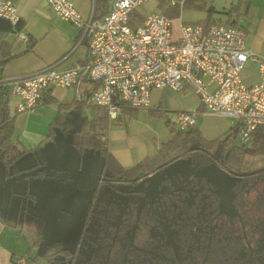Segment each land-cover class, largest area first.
<instances>
[{
    "label": "flooded vegetation",
    "instance_id": "obj_1",
    "mask_svg": "<svg viewBox=\"0 0 264 264\" xmlns=\"http://www.w3.org/2000/svg\"><path fill=\"white\" fill-rule=\"evenodd\" d=\"M219 155L194 149L139 173L94 174L47 264H264V163L225 168Z\"/></svg>",
    "mask_w": 264,
    "mask_h": 264
},
{
    "label": "built area",
    "instance_id": "obj_2",
    "mask_svg": "<svg viewBox=\"0 0 264 264\" xmlns=\"http://www.w3.org/2000/svg\"><path fill=\"white\" fill-rule=\"evenodd\" d=\"M109 1V11L102 18L83 19L71 0H47L57 17L80 30L87 59L64 70L47 65L9 77L10 93L17 98L14 111L32 110L50 86L74 87L82 79L94 82L88 101L103 107L108 120L117 118L121 102L149 107L153 90L189 88L199 108L176 112L177 128L195 125L200 112L236 119L234 136L239 143L248 142L257 129L264 134V55L245 48V33L238 24L204 27L183 22L181 15L170 18L154 11L132 27L129 13L149 0ZM0 17L12 24L20 18L11 0H0ZM248 61L257 65L256 80L250 84L241 75Z\"/></svg>",
    "mask_w": 264,
    "mask_h": 264
},
{
    "label": "crops",
    "instance_id": "obj_3",
    "mask_svg": "<svg viewBox=\"0 0 264 264\" xmlns=\"http://www.w3.org/2000/svg\"><path fill=\"white\" fill-rule=\"evenodd\" d=\"M11 1L17 9L19 17L24 22V28L19 33H9L6 36V41L10 45V52L14 57L3 66V77L30 74L47 65H54L57 70H64L81 64L87 59L88 47L85 40L79 42L80 30L70 22L57 17L48 5L47 0ZM71 1L83 19H88L93 15L94 0ZM246 1L247 14L245 15L248 17L247 24L250 25L243 28L242 25L240 26L245 33L244 45L246 49L264 55V0ZM249 2L251 3L250 6H248ZM135 10L138 12L137 8ZM96 16H100L99 11L96 12ZM142 17L144 18V16ZM31 43L32 46L30 47ZM93 86L94 83L87 79H82L76 86L69 88L50 86L49 90L53 101L46 105H37L32 109L49 108L52 111V113L49 112L50 115L46 116V120L40 125L41 129L36 131L28 129L30 116H33V113H29L20 119L15 117L14 126L18 134H14V136L18 138L24 148L28 150L37 149L49 139V132L47 131L50 128L53 129V126L56 125L53 124V121L57 116L61 118L60 126L65 125L70 131L76 130L82 122L92 118V104L88 101V95ZM164 90L166 89L153 90L151 92V105L149 107H155L156 105V108H160L163 106ZM190 92V94H184V102L179 109L174 108L175 112L198 110V99L192 91ZM77 95H79L80 100L76 99ZM14 97L16 98L12 94H9L8 97L10 114L14 112V105L17 101V98L13 100ZM70 103L80 107L74 120L76 124L80 123L78 127L75 126V122L66 120L64 111L61 110V107H67ZM55 113L57 116L52 119ZM198 115L213 114L198 112L196 118ZM222 117L227 118L226 116ZM196 125L197 122H195ZM233 127L235 128L236 126L229 125L228 130L224 134ZM200 132L205 138L214 139L208 138L203 131L200 130ZM107 139L111 153L124 168L132 167L145 156L150 157L153 163L159 160L157 151L160 148V144L158 142L155 143L154 147H150L146 140L137 144L127 143V136H124V129L122 127H110ZM53 157L55 158L52 161L36 158L37 162H34L31 166L46 165L48 163L51 165L82 168L81 157H79V166H75V161H72L70 157L68 159H57L56 155H53ZM31 166H24L21 169ZM27 178L25 182L27 185L41 182L42 180L46 181L50 179L53 181L55 179H63L59 173H44L37 177ZM65 178L68 181L71 180L69 176ZM89 188L90 184L86 186V193H88ZM14 189H18V186L9 188L8 193H6V195L10 196V199L20 193L19 190ZM31 196V194L28 196L24 208H22V202L19 203L18 208L14 207V213H9L8 209L5 210L3 205L0 206V264H47L46 254L48 252L41 250L42 237H40L47 216L43 217L44 208L37 203L39 201H34L35 199ZM76 197L74 195L71 197L70 204H74ZM49 199L51 200V198ZM34 208L37 209L35 210L37 214L32 213Z\"/></svg>",
    "mask_w": 264,
    "mask_h": 264
},
{
    "label": "rangeland",
    "instance_id": "obj_4",
    "mask_svg": "<svg viewBox=\"0 0 264 264\" xmlns=\"http://www.w3.org/2000/svg\"><path fill=\"white\" fill-rule=\"evenodd\" d=\"M170 1L171 0H166V4H169ZM237 1L238 0H182L183 4L181 3L179 14L185 23H197L206 20L208 16L214 22L225 23L228 20L226 12L230 10ZM246 5L247 1L245 0L242 5V11ZM250 5L251 3L249 2L248 6ZM211 7L213 11L208 15V11ZM164 9L165 6L158 5V0H149L137 8L142 16H146L154 11H163ZM232 16L238 26L242 25L243 28L250 25L247 24L248 17L245 14H240L239 12V14H234ZM241 75L243 81L246 84H250L256 78L257 65L248 61ZM190 91L192 90L189 88H183L177 91L166 89L164 90L165 95L163 96L164 100L162 101V107L156 108V105L155 107H140L132 110L129 114L124 113V117L118 115L117 119L108 120V129L116 126L122 127L124 129V136H127V143L131 142L132 144H137L146 140L150 147H154L156 142L161 146V142L166 141L170 137V125L175 129L177 128L175 123H173L176 115L174 108H180L181 104L184 102V94H190ZM14 99L16 100L15 97L13 100ZM79 108L80 107L75 106L73 103H70L67 107H61V110L64 111L66 120L75 122L74 120L77 117L76 113H78ZM41 109L42 108H36L30 112L17 113L16 118L20 119L29 113H33V116H30L29 119L28 129L35 131L40 130V125L46 120V116L48 117L50 115L49 112L52 113L49 108ZM56 116L55 113L52 119ZM196 122V127L203 131L208 138L219 137L228 130L229 125H237V121L234 118H225L214 114L198 115ZM79 124L75 122L76 127H78ZM47 132H49V139L37 149H27L15 159L13 166L6 168L0 161L1 183L6 179V172L11 173L14 170L24 168V166H31L34 162H37L36 158L52 161L55 158L53 155H56L57 159H68L70 157L72 161H75V166H79V157H81L82 168L46 164L69 169L63 171H54L51 169L44 170V173H59L63 178L61 180H42L41 182H34L33 184L27 185L25 182L29 176H23L6 182L0 187V206L3 205L5 210L8 209L9 213H14L15 211L13 208H18L20 202H22V208H24L30 194L32 195L31 197L35 199L34 201H39L37 203L44 208L43 210H45V212L43 211V217L45 218L47 216V219L40 234V237H42L41 250H43V252H49L54 248L68 244L70 238L69 229L74 227L76 221V211L74 206L70 204L71 197L83 193L84 190H86V186L92 182L91 177L82 173L96 174L95 172H101L102 168V158L97 151L87 148L79 151L72 145V131H70L68 127H65V125H55L51 131L49 130ZM14 134L18 133L15 131ZM236 141L239 143V137H237ZM261 163H264V157L246 156L243 160V168H253ZM70 170H75L76 172ZM67 176L70 177V181L65 178ZM16 185L18 189L14 190H19L20 193L14 195L10 199V196L6 195V193H8L7 191L9 188H14ZM49 198H51V200ZM37 203L35 204L37 205ZM35 210L37 209L34 208L33 214H37Z\"/></svg>",
    "mask_w": 264,
    "mask_h": 264
},
{
    "label": "trees",
    "instance_id": "obj_5",
    "mask_svg": "<svg viewBox=\"0 0 264 264\" xmlns=\"http://www.w3.org/2000/svg\"><path fill=\"white\" fill-rule=\"evenodd\" d=\"M174 1L175 3L171 5L170 3L166 4V0H158V5L165 6V9L160 12L170 18L179 16V11L181 10L180 0ZM244 1L245 0H238L237 3L226 12L228 20L225 23H236L232 16L234 14H239V12L240 14H247V6H245L242 11ZM109 8V0H94L92 18H102L107 14ZM98 11L100 16H96V12ZM211 11H213L212 7L209 9L208 15H210ZM142 20V15L136 10H132L129 13V24L132 27L140 24ZM197 23L207 27L210 24L218 22L212 21L208 16L206 20ZM23 28L24 22L21 18L12 24L8 19L0 17V161L6 168L13 166L15 159L27 150L21 145L18 138L14 136V121L19 112L14 111L12 114L9 113L8 97L9 94H11L8 85L9 77L2 76L3 66L14 57L10 52V45L6 41V36L9 33H19ZM31 46L32 43L30 44V47ZM52 101L53 97L50 95L48 87L42 91V97L37 105H46ZM135 109H137V107H131L126 102H121L119 115L124 117V113L129 114ZM60 123L61 118L57 116L53 124L57 125ZM108 127L106 110L101 106L92 105V118L82 122L76 130L71 132V143L79 151L86 148L97 151L102 158V173H118L124 175V173H139L153 168V162L148 156H145L130 168L122 167L109 149L107 139ZM51 130L50 128V131ZM234 131L235 128L233 127L228 131L230 134L226 133L214 139H207L195 125L185 129H175L170 125V137L161 143L157 151L158 156L164 158L169 154L183 155L194 149H204L209 152L214 151L215 153H219V162L225 168H241L246 156H264V134L261 133L260 129L253 131L249 141L246 143H238L235 139ZM36 166L37 165L25 169L14 170L11 173L6 172L5 178L30 170ZM42 174H44V171H39L29 177L40 176Z\"/></svg>",
    "mask_w": 264,
    "mask_h": 264
},
{
    "label": "water",
    "instance_id": "obj_6",
    "mask_svg": "<svg viewBox=\"0 0 264 264\" xmlns=\"http://www.w3.org/2000/svg\"><path fill=\"white\" fill-rule=\"evenodd\" d=\"M46 169H51V170H54V171H63V170H69V169H66V168H62V167H55V166H51V165H39V166H36L30 170H27V171H23V172H20L16 175H13V176H10V177H7L6 179H4L1 183H0V187L2 185H4L6 182H9L11 180H14V179H17V178H20V177H23V176H30L32 174H35L39 171H44ZM70 171H75V170H70ZM76 172V171H75ZM79 172V171H78ZM84 175H87L88 177H93V178H97V176H95L94 174H91V173H82Z\"/></svg>",
    "mask_w": 264,
    "mask_h": 264
}]
</instances>
